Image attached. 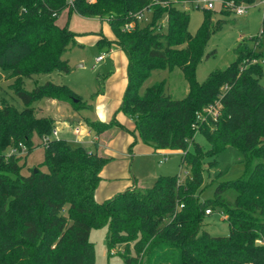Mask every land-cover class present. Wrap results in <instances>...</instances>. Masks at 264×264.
Wrapping results in <instances>:
<instances>
[{
  "label": "trees",
  "instance_id": "16d2710c",
  "mask_svg": "<svg viewBox=\"0 0 264 264\" xmlns=\"http://www.w3.org/2000/svg\"><path fill=\"white\" fill-rule=\"evenodd\" d=\"M177 1L186 0H0V68L9 71L13 82L8 87L25 105L18 109L0 103V264H95L90 233L106 225L109 255L127 244L123 264H264V70L259 62L264 50L240 42L227 68L199 82L197 67L221 21L215 23L208 13L213 9L203 8L204 19L193 34L190 13ZM149 6L153 19L140 26L139 13ZM67 7L109 21L115 44L129 57L120 109L135 121L143 142L182 151L184 179L161 174L145 190L128 189L97 202L100 172L111 158L96 146L90 150L53 137L55 119L37 116L33 104L44 98L69 102L76 111L90 108L67 84L47 81L31 91L24 87L37 74L71 71L63 56L75 43V33L57 24ZM164 14L167 30L161 32L158 20ZM262 29L264 33V19ZM260 38L252 37L259 40L258 47ZM100 44L112 45L104 39ZM177 67L189 84L185 97L168 94L166 80L142 92L154 70ZM217 100L223 105L219 118L198 122L197 112ZM86 119L95 135L123 128L116 120ZM196 131L210 149L192 142ZM35 133L44 141L48 171L35 168L23 175L21 161L34 149ZM229 146L243 152L245 174L219 183L214 198L201 200L197 192L204 184V155L218 162L216 157ZM208 209L226 215L228 235L214 236L204 228Z\"/></svg>",
  "mask_w": 264,
  "mask_h": 264
},
{
  "label": "rangeland",
  "instance_id": "374dc122",
  "mask_svg": "<svg viewBox=\"0 0 264 264\" xmlns=\"http://www.w3.org/2000/svg\"><path fill=\"white\" fill-rule=\"evenodd\" d=\"M177 5L190 13L189 30L191 33L195 34L204 19L203 7L198 8L193 2L187 0L183 2L177 1ZM162 6H165V4H162ZM201 6H203V4H201ZM153 12V8L145 11L146 16L140 22V26L146 25L153 19ZM208 13L212 14V20L215 23L219 21H221V23L218 29L212 34L206 48V56L197 67V78L199 82H204L212 71L227 68L236 59L235 48L240 42H243V45L253 47L256 52L264 50V33H262L264 5L261 0H256V2L248 8L247 13L243 15L236 14L229 9H222V5L219 1L215 2V8L213 10H208ZM158 24L160 26L158 27V30L166 32V14L158 20ZM258 36H261L260 47H258L259 40L254 41L252 39V37ZM79 48L80 47L77 43L71 44L63 57L69 59V64L74 69L78 68V65L84 64V62L86 63V66L80 69L78 73L79 77H77L80 82L81 80L85 82V86L79 88V93L84 101L92 102V99L89 97L90 93L94 91L91 94V97L95 98L97 93L104 90V86L109 80L111 70H106L102 68L103 66L101 64L95 62V56L98 51L96 52L93 48H86L82 51V49ZM82 59L84 60L82 61ZM259 62L262 64L264 70V57L260 58ZM8 75V70L0 68V103L1 101H7L8 103L13 104L16 108L23 109L25 107L23 101L8 87V85L13 82V78L8 77ZM51 79H54L53 74H37L33 78H27L24 87L31 91L36 85L44 84ZM162 80L167 81L166 91L173 98L180 99L185 96V89L189 84L182 69L178 67L173 71L166 69L154 70L144 83L143 88L141 89L142 92H144L146 87ZM261 83L264 85V76L261 79ZM65 104L66 106L63 104V109L58 111L56 106L52 105L49 99L44 98L35 102L33 106L35 107L37 116L55 117L57 120V127L61 130H64L63 127L65 122H68L70 125L71 123L76 124L77 122L73 119L78 118H81L78 123H81L83 127H90L87 123L86 117H84V115L94 117V114L90 109L82 108L80 111H75L70 103L71 106L67 103ZM92 104L93 105H90L94 107L95 103L92 102ZM71 127L73 129V126ZM62 135L65 137L67 136V138L70 137L68 139H71L69 141L73 146L82 145L81 142L72 139L69 133ZM195 141H198L202 145L204 151L211 148V144L199 131H196L192 138V142ZM33 142L34 149L21 161V164L23 165V175L30 174L35 168H40L44 172L48 171V168L44 163V141L37 133H35L33 136ZM85 146L89 147L90 145L85 144ZM91 147L95 149V146ZM169 154L170 155H160L158 158V165L162 168L161 174L179 175L184 179L187 172L180 166L181 154L178 151H173ZM216 158L218 162L214 161L209 154H205L203 157L204 184L197 192L201 200L214 198L219 183L240 178L246 172L247 164L245 157L239 148L229 146ZM153 184L154 181H148V183L143 182L140 184V187L142 185L150 187ZM138 189L145 190L146 188ZM227 196L233 198L234 192H229ZM204 228L214 236H226L229 234V224L226 220V215L219 210H215L211 214L206 215L204 218ZM107 232V225L101 228H93L91 230L90 239L95 245L96 253L95 264H123L122 253L126 251L127 244L115 247L113 249L115 253L109 255ZM130 252L133 254L135 252L133 244L130 245Z\"/></svg>",
  "mask_w": 264,
  "mask_h": 264
},
{
  "label": "crops",
  "instance_id": "0c3cea01",
  "mask_svg": "<svg viewBox=\"0 0 264 264\" xmlns=\"http://www.w3.org/2000/svg\"><path fill=\"white\" fill-rule=\"evenodd\" d=\"M57 24L60 26L68 25L70 30L75 33V43L79 45V49L84 51L86 48H93L96 52L98 51L95 56V62L101 64L103 66L102 68L111 70L104 90L97 93L95 98L91 97L94 91L89 95L92 102L95 103L94 107L92 106L93 109L89 108L93 112L94 117L88 115H84V117H91L102 122L116 120L123 128H111L100 135H95L91 127L87 125V127H83L81 123H78L81 119L78 118L73 119L77 122L76 124L70 122V125L68 122H65L64 130L57 127L56 134L53 137L71 140L68 139L70 137L67 138V136L62 135L69 133L75 141L81 142L84 146L85 144L90 145L87 147L88 149L94 150L91 146H96L100 154L107 155L111 158L100 172L101 179L95 190V199L97 202H104L128 189L148 188L144 185L140 187V184L143 182L148 183V181L155 182L157 177L161 175L162 168L158 165L160 155H170L169 153L173 151H178L181 154L182 151L156 149L143 142L137 131L135 121L121 111V104L129 83V57L121 46L115 44L117 35L109 21L99 17L82 16L73 11L71 7H67L59 15ZM102 39L111 42L112 45L100 44ZM102 54L105 55L104 59L98 60V57ZM67 60L69 61L68 58ZM85 66L86 63L84 62L83 66L78 65V68H72L67 73L61 71L49 73L53 74L54 77V79L49 81L67 84L80 95L79 88L85 86V82L83 80L80 82L77 77H79L78 73L80 69ZM188 93L189 86L185 89V96ZM49 100L52 105L56 106L58 111L63 109V104L65 106V103L69 104L68 102L56 99ZM92 102H87V105H93ZM52 118L55 119V117ZM55 121L57 123L56 119ZM71 126H73V129ZM95 143L97 144L95 145Z\"/></svg>",
  "mask_w": 264,
  "mask_h": 264
},
{
  "label": "built area",
  "instance_id": "2783aa9c",
  "mask_svg": "<svg viewBox=\"0 0 264 264\" xmlns=\"http://www.w3.org/2000/svg\"><path fill=\"white\" fill-rule=\"evenodd\" d=\"M216 1H219L221 3L222 8L234 11L236 14H239V15L246 14L248 8L251 6L244 2L237 3L234 0H195L193 3L195 4L196 7L214 9ZM159 2H156V3H159ZM261 2L264 5V0H261ZM162 4H165V2H163ZM201 4H203V6H201ZM147 9H151V6H149L148 8H145L143 11L139 13V17H138L139 20H143L145 18L146 16L145 11H147ZM104 57L105 55L102 54L98 57V60H103ZM222 107L223 105L220 100H217L216 102L211 103L210 105L205 107L202 112H197V121L207 122L208 116H211V118H213L216 121L221 115ZM195 126H198V125H195ZM54 134H56V131L54 132ZM206 213L211 214L212 211L208 209ZM112 253H115V251L112 250Z\"/></svg>",
  "mask_w": 264,
  "mask_h": 264
},
{
  "label": "water",
  "instance_id": "95a60500",
  "mask_svg": "<svg viewBox=\"0 0 264 264\" xmlns=\"http://www.w3.org/2000/svg\"><path fill=\"white\" fill-rule=\"evenodd\" d=\"M81 66H83V64H81ZM90 108H91V109H93V107H92V106H90Z\"/></svg>",
  "mask_w": 264,
  "mask_h": 264
}]
</instances>
